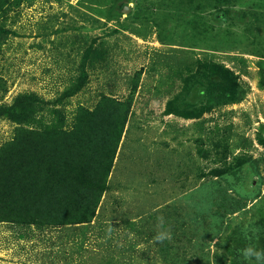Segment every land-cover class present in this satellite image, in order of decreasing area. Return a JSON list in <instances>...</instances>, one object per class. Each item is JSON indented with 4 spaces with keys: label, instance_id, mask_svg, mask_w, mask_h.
<instances>
[{
    "label": "rangeland",
    "instance_id": "374dc122",
    "mask_svg": "<svg viewBox=\"0 0 264 264\" xmlns=\"http://www.w3.org/2000/svg\"><path fill=\"white\" fill-rule=\"evenodd\" d=\"M109 3L22 0L0 12V23L9 29L1 37L0 84L6 92L0 93V105L20 92L36 93L45 101L37 118L58 128L70 130L79 105L91 106L99 91L125 99L130 77L145 66L108 177L109 189L87 231L77 225L53 228L0 220V264H100L110 247L105 233L143 247L130 221L143 222L149 232L162 229L159 218L167 232L192 238L189 264H231L227 250L219 248L216 255L223 226L237 227L249 242L264 238V86L259 84L264 0H129L125 6L136 18L124 21L129 11H122L119 20H106ZM219 9L222 18H214ZM156 22L172 42L158 41ZM112 28L117 35L110 36ZM209 33L220 38V50L203 46ZM87 48L93 52L89 57L101 63L108 59L111 68L85 62L86 85L62 99L78 73L80 52ZM196 59L232 69L244 89L242 99L204 101L202 87L195 86L191 101L209 109L195 118L164 114L165 100L181 85L180 72L193 69ZM15 127L0 116V144L13 137ZM200 149L209 155L201 156ZM221 164L230 172L208 174ZM150 243V259L160 262L157 246ZM170 256L169 262L182 258L179 252ZM241 259L240 264H256Z\"/></svg>",
    "mask_w": 264,
    "mask_h": 264
},
{
    "label": "trees",
    "instance_id": "16d2710c",
    "mask_svg": "<svg viewBox=\"0 0 264 264\" xmlns=\"http://www.w3.org/2000/svg\"><path fill=\"white\" fill-rule=\"evenodd\" d=\"M128 1L110 0L106 20L121 19L122 8ZM21 2L22 0H0V12L6 11L5 8L8 7H18ZM214 16L217 19L222 18L220 9ZM128 18H136V14L129 11L123 21ZM153 25L160 26L157 37L160 43L172 42L171 39H166L169 37L164 34L163 26L157 22ZM111 30L110 36L118 34L115 28ZM8 32L9 29L0 23V48L1 37ZM114 45L119 48L118 44ZM187 46L192 47L189 44ZM203 46L220 50V38L209 33ZM83 47L80 45L79 48ZM90 52L93 53L90 48L80 52L77 63L79 66L76 65L78 73L64 89L62 99L79 93L82 86L86 85L88 72L85 69V62L88 61L90 66L95 68L98 65L102 69L111 68L108 59L103 63L99 60L94 61L96 57H89ZM144 69L145 66L142 65L130 77L129 95L125 99L99 91L91 106L79 105L75 113V123L70 130L58 128L59 126L53 123L42 122L37 118V112L45 101L36 93L20 92L11 103L0 105V116L16 123L13 137L0 144L1 221L18 220L53 228L77 225L87 231L88 227L85 226L97 216L102 195L109 189L108 177L124 128L133 114L135 94ZM151 69L156 71L155 65H152ZM113 71L112 69L109 74L107 73V76ZM260 74L259 84L264 86V59L260 63ZM180 84L178 91L170 93L165 100L164 114L195 118L202 111H206V108L209 109L191 101L190 93L195 86L202 87L201 95L204 101H214L217 104L237 102L244 95L238 75L223 63L208 59H196L193 69L181 71ZM4 92L6 88L0 84V93ZM52 110L57 112L55 108ZM37 124L38 126H35ZM199 154L203 157L209 155L207 149H200ZM236 159L242 161L240 156ZM228 172L230 167L221 164L211 168L208 174L221 176ZM130 223L132 231L141 236L140 239L145 246L140 247L135 240H116L117 237L105 233L104 237L110 247H105L102 253L105 261L101 260L100 264H189L187 261L191 259L186 257L193 240L188 234L180 232L179 237L176 230H172L171 239L158 242L155 237L159 232L167 230L165 223L160 224L161 230L153 229L156 231L151 230L150 233L148 228L143 226V222L132 219ZM222 228L225 232L215 245L216 255L219 254V248L221 251L227 250L231 264L241 263L243 249L246 247L252 246L264 252L263 237L257 241L251 238L249 242L238 233L237 227L227 223ZM85 230L81 231L82 236L86 235ZM151 241L158 248L155 254L162 258L160 262H156L155 258L150 259V253L153 252L150 250L153 247ZM171 252H175L176 255L179 252L182 258L169 262L167 259L171 257Z\"/></svg>",
    "mask_w": 264,
    "mask_h": 264
},
{
    "label": "clouds",
    "instance_id": "9594fccd",
    "mask_svg": "<svg viewBox=\"0 0 264 264\" xmlns=\"http://www.w3.org/2000/svg\"><path fill=\"white\" fill-rule=\"evenodd\" d=\"M160 222L163 223V219L159 218ZM155 239L158 242H163L165 239H171V234L167 231H161L157 234ZM243 255L249 261L255 260L256 264H264V252L258 251L256 248L249 246L243 249Z\"/></svg>",
    "mask_w": 264,
    "mask_h": 264
},
{
    "label": "water",
    "instance_id": "95a60500",
    "mask_svg": "<svg viewBox=\"0 0 264 264\" xmlns=\"http://www.w3.org/2000/svg\"><path fill=\"white\" fill-rule=\"evenodd\" d=\"M122 11H123L124 13H127V12L129 11V7H128V6H124V7L122 8Z\"/></svg>",
    "mask_w": 264,
    "mask_h": 264
}]
</instances>
